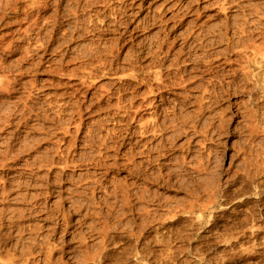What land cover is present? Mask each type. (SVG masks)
Instances as JSON below:
<instances>
[{"label":"rangeland","instance_id":"obj_1","mask_svg":"<svg viewBox=\"0 0 264 264\" xmlns=\"http://www.w3.org/2000/svg\"><path fill=\"white\" fill-rule=\"evenodd\" d=\"M107 1L0 0V80L21 91H0V109L23 108L31 92L35 127L21 129L15 160L0 168V264H264V67L245 75L253 48L226 40L180 54L186 36L218 39L236 11L224 13V0ZM122 2L120 24L110 12ZM84 79L97 91L85 101L86 88L70 87ZM70 99L85 108L72 154L58 127L74 134L79 118L69 126L72 106L59 122L56 110ZM251 210L258 224L246 225Z\"/></svg>","mask_w":264,"mask_h":264},{"label":"bare ground","instance_id":"obj_2","mask_svg":"<svg viewBox=\"0 0 264 264\" xmlns=\"http://www.w3.org/2000/svg\"><path fill=\"white\" fill-rule=\"evenodd\" d=\"M217 1V0H216ZM223 1V0H222ZM244 1H247V0H224V2H222L221 3V10L223 9L224 10V13L225 12H233V11H236V13L233 15L232 13V15L230 14V15H228V14H226V21H225V29H226V32H222V34H220V35H218V39H214V40H209L210 42H207L208 40L206 39V43H205V40L203 39V38H200L198 35H196L195 36V39L191 42V43H189V36H186L185 38H184V41H183V46L181 47V51H180V54H181V52H183L184 51V49L185 48H189V49H193V50H195L196 48L197 49H200L199 47H198V45H200V47H203V48H207L209 45H214L215 43H217V42H222V41H225V43H226V49L227 50H231V49H234V48H236V47H238L239 45H241V44H243V46H245V47H247V48H253V51H254V53H253V58H251V59H247V64L246 65H244V66H242V71H243V73L245 74V75H249V69H252V71L254 72L255 70H256V65H259V67L260 68H262V67H264V45L263 46H261V45H257V44H255V40H256V34H258V36L260 35L261 37H263V39H264V7H262V6H254V8H250L251 7V5H253V4H244ZM102 2H103V0H102ZM113 2H111V0H108L106 3H105V7H108V9L110 8L109 6L112 4ZM90 4V3H89ZM127 5V4H126ZM125 5V2H122V5H121V7L119 6V8L118 7H114L113 8V10L110 12V15H113L114 17H116V19H117V21L116 22H119L120 24H123V23H125L126 22V20H125V14L124 15H121V12L123 11L122 10V7L124 6H126ZM227 5V6H226ZM118 6V5H117ZM47 7H48V4H47V2H39L38 3V5H37V8L38 9H47ZM123 7V8H124ZM127 7V6H126ZM125 7V8H126ZM231 7H234V8H236V10H232L231 9ZM112 9V8H111ZM229 9H231V10H229ZM220 10V11H221ZM226 10V11H225ZM228 10V11H227ZM97 11V10H96ZM125 11V10H124ZM98 12H100V11H98ZM104 12V11H103ZM239 12H240V14H242V19H243V17H245L244 19H243V23H242V20H241V18L239 17ZM247 12H249V13H247ZM256 14H260V15H263V17L262 16H260V18L257 20V19H251V18H249L248 19V15H256ZM241 16V15H240ZM231 20V21H230ZM241 20V21H240ZM257 20V21H256ZM233 21V22H232ZM239 21L241 22V24L239 23ZM231 22V23H230ZM224 23V22H223ZM251 26H253V28L251 29ZM107 29H109V28H107ZM232 32V35H229L230 33ZM256 32H258V33H256ZM199 41V42H198ZM167 42V41H166ZM171 44H174V41L171 43ZM165 44H161L159 47L160 48H163V46H164ZM100 48V47H99ZM91 49V48H90ZM169 50L166 52V56H167V54H171V52L173 51V49H171V48H168ZM97 50V49H96ZM209 51V50H208ZM93 52V51H92ZM100 54V53H99ZM164 58V57H163ZM163 58H160L159 59V61H162L163 60ZM189 58H192V56H189ZM195 58H197V57H195ZM204 58V60H205V62H210V60H212L211 58H212V55L211 54H207L206 53V51L204 50V55L202 56V57H200L199 59H203ZM138 59H140V57H138ZM165 59H166V57H165ZM188 59V58H187ZM187 59H185L184 61L186 62V60ZM168 59H166V61H167ZM193 60H194V58H193ZM183 61V62H184ZM191 61V60H190ZM222 63H224V62H222ZM212 65V64H211ZM221 65V64H220ZM220 65H219V68H220ZM217 66V65H216ZM168 67H170V66H168ZM218 67V66H217ZM215 70V68L214 67H212V66H210V67H206V69L204 70L205 72H213ZM264 70V69H263ZM226 71V70H225ZM171 72V71H170ZM207 72V73H208ZM230 73H231V76H235V74H236V70H230ZM209 74V73H208ZM254 75V77L257 79V81L259 80V78H260V75H261V72H256V73H254L253 74ZM252 75V76H253ZM169 78V77H168ZM9 80H10V78H9ZM220 80V83H223V81H221V79H219ZM4 81H6L5 79H4ZM92 80H87V79H84L82 82H80V83H74V84H70V87L72 86H77V88L79 87L78 85H81L82 86V88H86L87 90L86 91H84V92H82L83 93V101H85L86 99H87V96L89 95V93H91V94H95L97 91L95 90V92H91V90L92 89H95V85L91 82ZM162 82H164V81H162ZM182 82H184V81H180V83H182ZM14 83V82H13ZM225 83H228V82H225ZM19 84V83H18ZM229 84V83H228ZM15 84H13L12 85V82H10V81H8L7 80V82H3L2 80H0V91H2V92H4L5 93V95L9 98V99H11L12 100V98L13 97H15V96H11V94L13 95V94H15V93H21V91H19V89L20 88H16L15 86H14ZM23 85V84H22ZM69 85V84H68ZM67 86V85H66ZM23 89H26V87H24V85L23 86H21ZM76 88V87H75ZM81 88V87H80ZM222 89L224 88V86H222L221 87ZM73 89V88H72ZM76 90H79V89H76ZM82 89H80V91H81ZM109 89L108 88H105L104 89V92L103 93H106V94H108L109 93V91H108ZM41 92V91H40ZM39 91H38V93H40ZM72 92H74V91H72ZM35 93V92H34ZM36 93H37V91H36ZM66 93V92H65ZM64 93V94H65ZM68 93V92H67ZM103 93L102 92H100L99 93V95L100 96H103ZM31 92H29V95H28V97H30L31 95ZM55 94V93H54ZM4 95V94H3ZM39 95V94H38ZM38 95H36L37 96V99H40V101H42V99H44L43 97L45 96L44 94H40V96H38ZM61 95V94H60ZM59 95V96H60ZM66 96V95H65ZM215 96L216 97H219L220 96V92L219 91H216L215 92ZM5 97V96H4ZM28 97H26L24 100H23V108H21V109H19L18 108V106H17V104L15 103V101H7V103H5V105H6V107H4V108H2V109H0V134H3V133H5L6 135H4V136H1L0 135V142L2 141V143H1V145H3L4 146V153H3V155H2V157H1V160H0V168H8V166H9V164L12 162V161H14L15 160V158H16V156H17V153H15V148H16V145H17V142H16V140H17V135L21 132V129L22 128H25V129H31V128H33L34 126H33V124L32 125H30V121H31V114H30V116H27L28 115V112H30V111H34V109H33V104L31 105V103L29 104V98ZM32 97V96H31ZM67 97V96H66ZM50 98V97H49ZM52 98V97H51ZM70 98V97H69ZM5 99V98H4ZM18 99V98H17ZM21 99V97L19 98V100ZM34 99H36V98H34ZM37 99L36 100H34V101H37ZM64 99H65V97H64ZM64 99H62V101L64 100ZM67 99V98H66ZM31 100H33V99H31ZM46 100V99H45ZM51 100V99H50ZM55 100V99H54ZM61 100V99H60ZM33 101V102H34ZM39 101V102H40ZM48 101V100H47ZM65 101V100H64ZM73 101H75V100H73ZM98 101H100V98H98ZM49 103H46V104H48V106H52V102H50V101H48ZM82 102L80 101V100H76L75 102H71V99L70 100H68V101H66V102H62L61 104H58V108L56 109L57 110V117L59 118L58 119V122L62 119V116H64L65 117V115H67V112H66V107H69V106H72V109H73V111L72 110H70L71 111V115H70V117L68 118V121H69V123H68V125L70 126L72 123H75L76 124V122H73V117L75 116V115H77L78 116V118H79V120H78V122H79V124H78V128L76 129V131L74 132V134L72 133V134H70L71 132H70V130H67V129H64V128H60V127H58V129L59 130H61V131H63V134H64V137L62 138V140L61 141H65L68 137H70V138H72L71 139V141L72 142H70V148H69V150H68V154H72V148H76V144H77V142L80 140V136H81V133H82V130L80 129V127L81 126H83L84 124H85V122H84V120H83V112H84V109L85 108H83V106H82V104H81ZM37 104H40V103H37ZM45 103H44V105H46ZM57 104V103H56ZM154 103H149V105H152L154 108H155V110H157V108H158V106L157 105H153ZM36 105V104H35ZM55 106V105H54ZM56 107V106H55ZM152 107V108H153ZM41 108H44V107H41ZM141 108V107H140ZM50 109V108H49ZM70 109V108H69ZM40 110V109H39ZM47 110H48V108H47ZM55 110V111H56ZM117 110L119 111V112H121V110H122V107L120 106V105H117ZM54 111V112H55ZM126 112V111H125ZM44 113H45V111H44ZM42 114L41 113V115H42V117L44 118L45 116V114ZM38 115H40V114H38ZM37 115V116H38ZM18 116H21L20 118H18ZM49 116V115H48ZM40 118V117H39ZM38 118V119H39ZM49 119H51V120H53L52 118V116L50 117H48ZM132 118H134V117H132ZM42 119V118H41ZM48 119V120H49ZM46 120H47V118H46ZM55 121H57V120H55ZM101 121V120H100ZM139 121V120H138ZM51 122V121H50ZM77 122V123H78ZM41 123V122H40ZM47 123V122H46ZM64 122H62V124H63ZM99 124H100V122H98ZM97 123V124H98ZM42 125V124H41ZM153 125H154V123H153ZM146 124L144 123L143 125H142V127H140V129L142 130V133L143 132H145L146 130ZM157 126V125H156ZM43 127V126H42ZM49 127L50 126H48V129H49ZM35 128V127H34ZM144 128V129H143ZM38 129V128H37ZM45 129H46V126H45ZM47 129V130H48ZM127 135H133L135 132H133L132 131V128L131 127H129V126H127ZM33 130V129H32ZM35 130V129H34ZM23 131V130H22ZM39 131H40V129H39ZM124 131V130H123ZM153 131L154 132H156L157 130H156V128H154L153 129ZM49 133V132H48ZM116 131L114 130L113 132H110L109 133V137L112 135V137H110V138H114V137H116ZM59 134V133H58ZM61 134V133H60ZM92 134V133H91ZM91 134H89L90 135V137H93ZM111 134V135H110ZM49 135V134H48ZM126 135V134H125ZM47 136V135H46ZM19 138H22V137H19ZM121 138V137H120ZM56 139V138H55ZM57 140H58V138H57ZM56 140V141H57ZM68 140V139H67ZM70 140V139H69ZM107 140H108V138H107ZM125 140H126V138H122L121 140H119V142H120V146H123L124 145V143H125ZM24 141V140H23ZM59 141V140H58ZM107 142V141H106ZM115 142V141H114ZM68 143V142H67ZM84 143H88V139H85L84 140ZM117 143H118V140H117ZM21 144V143H20ZM63 144V143H62ZM66 144V143H65ZM114 144V143H113ZM163 144V143H162ZM23 145V144H22ZM58 145H59V143H58ZM61 145V144H60ZM68 146V145H67ZM102 146L105 148L106 147V145L105 144H103L102 143ZM109 146V145H108ZM22 147V146H21ZM99 147V146H98ZM114 147V146H113ZM158 147V146H157ZM28 148V147H27ZM61 148V147H60ZM66 148V147H65ZM115 148V147H114ZM100 149V148H99ZM103 149V148H102ZM108 149V148H107ZM112 149V148H111ZM56 150V149H55ZM61 150V149H60ZM62 150H63V148H62ZM65 150V149H64ZM104 150V149H103ZM106 150V149H105ZM20 152H22V150H20ZM106 152V151H105ZM103 153V152H102ZM100 154H101V152H100ZM106 154V153H105ZM61 155V154H60ZM129 155V154H128ZM161 155V154H160ZM57 156V155H56ZM63 157H64V154L62 155ZM102 156H103V154H102ZM105 156V155H104ZM60 157V156H59ZM61 158V157H60ZM70 158V157H69ZM46 159H47V157H46ZM81 159V158H80ZM22 160V159H21ZM59 160V159H58ZM63 160V159H62ZM131 160V159H130ZM41 161V160H40ZM49 161V160H48ZM56 161V160H55ZM71 161V160H70ZM54 162V161H53ZM60 162H61V159H60ZM56 163V162H55ZM68 163H69V159H65V166H67L68 165ZM43 165V164H42ZM45 165H46V163H45ZM44 165V166H45ZM106 166V165H105ZM68 167V166H67ZM104 167V166H103ZM4 170V169H3ZM11 170V169H10ZM30 171V170H29ZM32 172V171H31ZM34 173V172H33ZM31 176V175H30ZM53 181V180H52ZM58 181V180H57ZM262 181V180H261ZM56 182V181H55ZM51 183V182H50ZM50 186V185H49ZM233 198H234V196H233ZM230 199H232V198H230ZM234 199H236V198H234ZM238 200V199H237ZM236 200V201H237ZM232 201H234V200H232ZM231 200H230V202L229 203H231L232 202ZM227 202V201H226ZM225 202V203H226ZM130 203V202H129ZM212 203V202H211ZM238 206V205H237ZM240 206V205H239ZM38 207V206H37ZM194 207V206H193ZM223 207V206H222ZM206 208H208V205L206 206ZM252 208V207H251ZM42 210V209H41ZM203 210V209H202ZM235 210V209H234ZM245 210V209H244ZM243 210V211H244ZM255 210V209H254ZM261 210V209H260ZM237 212V211H236ZM235 212V213H236ZM246 212V211H245ZM253 211L251 210V211H249V213H248V211H247V213L249 214V216L247 217V215H243V216H245V219L244 220H241V222H243L244 221V223H246L247 221H248V219H252L253 221H256L255 220V215L257 214V212H256V214H254V213H252ZM262 212V211H261ZM237 213H240V212H237ZM262 213H264V212H262ZM216 214H218V213H216ZM243 214V213H242ZM260 216V215H259ZM226 217V216H225ZM236 217H237V215H236ZM241 217V216H240ZM229 218V217H228ZM260 219H261V217H259ZM241 219H243V217L241 218ZM257 219H258V216H257ZM240 220V219H239ZM229 221V220H228ZM250 221V220H249ZM248 221V222H249ZM240 222V221H239ZM248 222H247V224L246 225H249L248 224ZM251 222V221H250ZM257 222V221H256ZM261 223H262V221H260ZM264 222V221H263ZM256 224V223H255ZM257 224H258V222H257ZM256 224V225H257ZM240 226H241V224H239ZM238 225V226H239ZM243 225V224H242ZM245 225V226H246ZM260 225V224H259ZM261 225H263V223L261 224ZM215 226V225H214ZM237 226V227H238ZM244 226V227H245ZM252 227H254V226H252ZM240 228V227H239ZM246 228V227H245ZM249 228H250V226H249ZM255 228V227H254ZM253 228V229H254ZM241 229V230H240ZM239 230L242 232V227L240 228ZM247 229H248V227H247ZM256 229V228H255ZM245 229H243V231H244ZM254 230H251V232H253ZM238 232V231H237ZM240 232V233H241ZM257 232H259V231H257ZM250 233V232H249ZM253 233H255V231L253 232ZM241 234H243V233H241ZM258 234V233H257ZM256 234V235H257ZM236 235V234H235ZM248 235V234H247ZM255 235V234H254ZM237 236V235H236ZM242 236V235H241ZM244 236V235H243ZM251 236V235H250ZM190 237V236H189ZM234 237V236H233ZM240 237V236H239ZM253 236H251V238H252ZM258 237V236H257ZM187 238V237H186ZM192 238V237H191ZM236 238V237H235ZM243 238V237H242ZM247 238V237H246ZM167 239V238H166ZM237 239H240V238H237ZM248 239V238H247ZM253 239H255L254 237H253ZM259 239V238H258ZM262 239V238H261ZM260 239V240H261ZM256 240V239H255ZM166 241V240H165ZM248 242V241H247ZM251 242H253L252 240H251ZM258 242H260V243H258V245L259 244H262L261 242L262 241H258ZM239 243H241V242H238V244ZM264 243V242H263ZM242 244V243H241ZM240 244V245H241ZM255 244H256V241H255ZM244 245V244H243ZM253 246H254V244H253ZM239 250V249H238ZM262 250H263V247H262ZM237 253V252H236ZM262 253V252H261ZM241 254V253H240ZM263 254H264V252H263ZM170 255V254H169ZM178 257V256H177ZM239 257V256H238ZM259 259V258H258ZM220 263V262H219ZM256 264V262L254 261L253 262V264ZM260 264H263V263H261V262H259ZM178 264V263H177ZM216 264V263H215ZM252 264V263H251Z\"/></svg>","mask_w":264,"mask_h":264}]
</instances>
